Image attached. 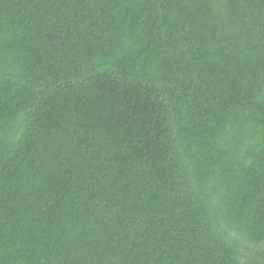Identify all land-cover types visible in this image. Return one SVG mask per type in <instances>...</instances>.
<instances>
[{
  "label": "trees",
  "instance_id": "16d2710c",
  "mask_svg": "<svg viewBox=\"0 0 264 264\" xmlns=\"http://www.w3.org/2000/svg\"><path fill=\"white\" fill-rule=\"evenodd\" d=\"M0 264H264V0H0Z\"/></svg>",
  "mask_w": 264,
  "mask_h": 264
}]
</instances>
